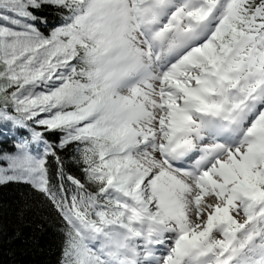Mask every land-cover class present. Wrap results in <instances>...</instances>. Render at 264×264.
Returning a JSON list of instances; mask_svg holds the SVG:
<instances>
[{
  "label": "snow or ice",
  "instance_id": "obj_1",
  "mask_svg": "<svg viewBox=\"0 0 264 264\" xmlns=\"http://www.w3.org/2000/svg\"><path fill=\"white\" fill-rule=\"evenodd\" d=\"M13 185L57 264H264V0H0Z\"/></svg>",
  "mask_w": 264,
  "mask_h": 264
},
{
  "label": "trees",
  "instance_id": "obj_2",
  "mask_svg": "<svg viewBox=\"0 0 264 264\" xmlns=\"http://www.w3.org/2000/svg\"><path fill=\"white\" fill-rule=\"evenodd\" d=\"M26 201L31 207L21 220L17 213ZM17 228L20 236L9 243L7 237ZM60 248L55 213L24 186L0 188V264H57Z\"/></svg>",
  "mask_w": 264,
  "mask_h": 264
}]
</instances>
